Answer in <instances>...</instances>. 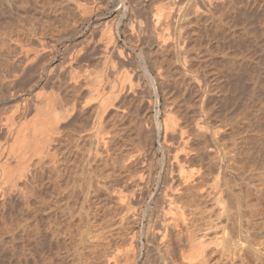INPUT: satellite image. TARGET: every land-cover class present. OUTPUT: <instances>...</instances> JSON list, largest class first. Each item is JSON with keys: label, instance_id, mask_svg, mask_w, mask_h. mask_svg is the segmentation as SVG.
<instances>
[{"label": "rangeland", "instance_id": "374dc122", "mask_svg": "<svg viewBox=\"0 0 264 264\" xmlns=\"http://www.w3.org/2000/svg\"><path fill=\"white\" fill-rule=\"evenodd\" d=\"M215 1L0 0V32L3 33L5 25L4 28L13 29L11 32L8 28L13 38L17 35L12 44L6 39L11 47L7 43L4 49L0 46V75L1 78L7 76L5 70L7 73L11 70V75L16 68L15 88L24 90L23 96L30 94L27 108L30 107L24 117L18 116L19 113L13 115L16 124L21 118L32 119V107L41 102L40 97L30 92L33 82L38 81L41 92L46 94L54 90L66 96L73 94L66 76H60L61 82L56 78L65 44L68 50L84 49L83 60L80 58L81 61L73 63L79 72L92 68L95 74L103 67L100 43L106 26L129 57L125 61L126 72L139 75L133 80L134 86L138 85L136 90L126 84L125 112L120 126L123 127V144L118 134V110L113 107L115 109L111 108L105 118V127L111 135L108 152L92 150L99 158L93 154L91 160V163L96 162L91 167V197L83 196L78 190L74 192L75 197H81L74 199V204L71 199L74 194L66 195L68 200L60 196V190H71L74 177L80 175L77 166L80 163L73 152L57 162L53 167L56 172L48 173L49 165L39 167L40 170L37 166L35 170L39 173L35 171L37 175H34L38 178H22L16 188H9L7 183L1 188L3 184H0V264H157L154 246L146 240L145 232L150 227L160 226L159 221H171V214L164 213L168 209V198L174 199L173 210L176 211V206L182 208L178 209L183 212L190 235L197 240L202 237L204 241V254L198 259L203 262L196 260L192 264H264V259L259 260L263 257L258 256L264 254V0ZM160 5L170 12L168 19L157 16L156 9ZM153 20L156 23L153 28L161 34L150 49L148 46L147 50H142L139 43L152 33L149 27ZM42 26L46 35L40 30ZM8 31L4 33L10 34ZM33 33L40 35L33 37ZM17 37L26 39V45L34 49H40L36 45L44 39L49 52L42 50L37 62L25 66L17 49L20 47L14 42L19 40ZM110 53V57L116 55L114 51ZM52 60L57 66L53 69L55 73L49 75L42 65ZM106 67V72L109 68L112 70L107 73L108 78L113 79L115 71ZM39 88L36 91H40ZM2 107L0 154L6 159L3 146L10 144L11 136L5 132L8 126L5 116L12 114V106L10 103ZM89 110L87 113L78 107L82 117L78 115L75 123L89 122L92 109L91 113ZM167 118L170 122L164 126ZM14 159L9 156L7 163L15 166ZM55 176L61 186L58 191L54 187L57 185H53L58 184L57 180L54 182ZM183 176L188 181H184ZM68 186L70 189L66 190ZM116 187L124 190L126 202L123 204L112 193V188ZM54 196L62 204L55 203ZM63 200L67 206L63 205ZM54 205L64 210L61 211L64 214ZM168 224L172 234L167 238L174 240L177 230L172 223ZM133 228L136 236L131 248ZM181 259L175 249L170 264H184Z\"/></svg>", "mask_w": 264, "mask_h": 264}, {"label": "bare ground", "instance_id": "6f19581e", "mask_svg": "<svg viewBox=\"0 0 264 264\" xmlns=\"http://www.w3.org/2000/svg\"><path fill=\"white\" fill-rule=\"evenodd\" d=\"M138 1V0H137ZM140 1V0H139ZM206 1V0H205ZM211 0H208V3L210 2ZM221 1V0H220ZM219 1V2H220ZM135 2V1H134ZM214 2H216L214 0ZM23 3V2H22ZM26 3V2H25ZM213 3V2H212ZM210 3V4H212ZM219 4V3H218ZM217 4V5H218ZM222 4V3H221ZM224 4V3H223ZM133 5V4H132ZM135 5V4H134ZM23 6V5H22ZM138 6V5H137ZM136 6V7H137ZM143 6V5H142ZM216 6V5H215ZM141 7V6H140ZM220 7V6H219ZM218 7V8H219ZM221 8V7H220ZM219 8V9H220ZM215 9V8H214ZM157 16H159L160 18H164V19H168V17H170V12L165 8L164 5H160L157 7ZM213 10V9H212ZM216 11V10H215ZM208 12V11H207ZM213 13V12H212ZM221 13V12H220ZM218 14V13H217ZM222 15V14H221ZM27 16V15H25ZM217 16V15H216ZM207 17V16H206ZM214 17V16H213ZM212 17V18H213ZM158 18V17H157ZM219 18V17H218ZM31 19V18H30ZM211 19V18H210ZM214 19V18H213ZM223 19V18H222ZM29 20V18H28ZM38 20V19H37ZM33 21V20H32ZM35 21V20H34ZM42 21V19H41ZM49 21V20H47ZM212 21V19H211ZM219 21V19H218ZM217 21V22H218ZM221 21V20H220ZM7 22V21H6ZM9 23V22H8ZM35 23V22H34ZM47 23V22H46ZM63 23V22H62ZM105 23V22H104ZM107 23V22H106ZM10 24V23H9ZM37 24V23H36ZM35 24V25H36ZM151 26L149 28H152L151 29V32L150 33V36H147V39L146 41H143L142 44L139 43V45L141 46L140 48L142 50H145L146 47L149 46L148 49H150V47L152 46V44H154V42H156L155 40L160 36L161 33H158L155 28L156 23H154V20L153 22H150ZM221 24V23H220ZM4 25V24H3ZM33 25V26H35ZM49 25V24H48ZM57 25V24H56ZM108 25V24H107ZM1 26V25H0ZM7 26V25H6ZM11 26V24H10ZM13 26V25H12ZM11 26V27H12ZM23 26V25H22ZM32 26V27H33ZM38 26V24H37ZM41 26V25H40ZM44 26V25H43ZM40 27V30L42 31ZM2 27V26H1ZM5 27V25H4ZM3 27V33L0 32V46H1V49L5 47L6 43H7V40L6 39H9L11 44L13 42L12 39L16 38V36H14V38L12 37L13 34H11L8 30L10 29L9 26L8 28H4ZM54 27V26H53ZM107 27V26H106ZM105 27V30L106 32L104 31V38L103 37H100V38H103V40H101V43L102 44V47H101V51L103 52L102 54L104 55V62L102 61V64L103 67L100 69V70H96L95 74H94V70L92 71L91 69H88L85 68V70H83V72H79L78 70H76V66L74 67L73 66V63H77L78 60H80L81 56H83L82 54V51L84 49L82 48H78L77 50H68L67 48H69V46L67 47V44H63L64 47L62 50V53H61V58H62V63L60 64V67L58 69L59 70V73L57 72V79L59 82L62 81V78H60V76H66L67 78V81H69L71 83V88L72 90V93L71 95L69 96H66L64 92H60V90H58L59 92L55 91H51L49 94H46L45 92H41V89L39 88L40 86V83L38 81H35L33 82V84L31 85V91L30 92H34V95L40 97L41 99V102H39V104H36L34 106V108L32 107V109L34 110V115L31 117L32 119H29V121L25 120L24 121L23 119L24 118H21L22 120H17L18 123L16 124L15 122V119L13 118V115L15 113H19L18 116H22L24 117L25 113L27 112L26 110L30 107L27 108V104L28 102L30 101L29 100V93L27 96H23V92L24 90H19L17 89V87L15 88V85H14V80L16 81V77H18V72L17 70H14L16 68H14L12 70V73L11 75L9 73H7L5 71L6 74H8L7 76H4L1 78V75H0V108L2 106H5L6 104H10L11 103V106H12V114L10 115H6L5 117L6 118V123H8V126L6 127L7 131L6 132V135L7 136H11V142L10 144L8 143V146L5 147V145L3 146L6 151L4 150V148L2 147L1 149L3 151H5L4 155L6 157V159L4 157L1 156L0 154V158L2 157L3 158V161H2V158H1V161H0V181L1 183L0 184H3V187H0L1 188H4V184L7 183V185L13 186V188H16L17 187V182L18 180L22 179L23 180L25 178H28V176H30L28 179L32 178L35 173V169L39 167H43V168H46L45 166H51L52 168L54 167L55 168V165H57V162L66 157V154L68 153H75V159L76 161H78L77 163L79 165L78 168H79V176L76 178L74 177V183L71 187V190H68L67 192H64L63 188L62 190H60L59 193H61L60 198L64 199V198H67L65 197L66 195H69L71 196L72 194H74V192H77L78 193V190L81 192V194L83 193L84 195L83 196H90L91 191H90V184H92L91 180H92V163H91V160H92V156L94 158V155L96 157H98L96 155V153H93L92 154V150H94L93 152H98V149L103 150L106 152H108V149H109V144H110V139H111V135H110V132L109 130L106 129L105 127V118H106V115L108 116V111L115 107L117 110H118V121H119V127L122 125V121L124 119V112H125V109H124V98L126 97L125 95V91L127 89V86L126 84L128 85V87L130 89L133 90V88L135 87L134 83H133V80H134V77L135 78H138V76H135L132 74H129L126 72L125 70V61H128L126 60V57H128L125 53V51L123 50V48L120 46H118V42H117V39L116 37L113 35V33L111 32L110 29L106 28ZM222 27V26H220ZM58 28V27H57ZM63 28V26H62ZM66 28V27H65ZM74 28V27H73ZM110 28V27H109ZM31 29V28H30ZM47 30V27L45 28ZM64 29V28H63ZM4 30H7L10 34L8 33H4ZM37 27H36V30H34L33 32L37 31ZM57 30H60V29H57ZM70 30V29H69ZM73 30V29H72ZM0 31H1V28H0ZM10 31L12 32L13 29H10ZM32 31V30H31ZM40 31V32H41ZM45 31V30H44ZM61 31V30H60ZM71 31V30H70ZM102 31H103V28H102ZM101 31V32H102ZM15 32V30H14ZM29 32V31H27ZM39 32V33H40ZM43 32V31H42ZM41 32V33H42ZM56 32V31H55ZM53 32V33H55ZM58 32V31H57ZM36 33V32H35ZM40 33V34H41ZM47 33V32H46ZM49 33V32H48ZM149 33V32H148ZM31 34V33H30ZM34 34V33H33ZM39 34V35H40ZM44 35H46L44 32H43ZM59 34V33H58ZM63 34V32H62ZM70 34V33H69ZM72 34V32H71ZM145 34V33H144ZM147 34V33H146ZM24 35V33H23ZM22 35V37H24ZM35 35V34H34ZM39 35H35L33 37H36V36H39ZM53 35V34H52ZM149 35V34H147ZM20 36V35H19ZM25 36L26 33H25ZM29 36V35H28ZM58 36V35H56ZM60 36V34H59ZM63 36V35H62ZM65 36V35H64ZM101 36V34H100ZM44 36L42 35V38ZM48 37V36H47ZM54 37V36H53ZM67 37V36H66ZM142 37V36H141ZM19 39V37H17ZM27 38V37H25ZM60 38V37H59ZM62 38V37H61ZM65 38V37H64ZM92 38V37H91ZM162 38V37H161ZM75 39V38H74ZM6 40V42H5ZM12 40V41H11ZM28 40V39H27ZM44 40V39H43ZM42 39H40L38 42L40 45H37L36 46H39L41 47L40 49H35L33 48L34 46L31 47L30 46H27L26 44V39L24 40H15L14 42L16 43V45H18L20 47L17 48L18 50H20L19 54H22V55H19V56H22L23 57V61H24V65H29V64H32V63H35L37 62L38 58L40 57V52L42 50H47L48 51V46L46 47L45 45V42L43 41ZM46 40V39H45ZM52 40V39H51ZM57 40V39H56ZM81 40V39H80ZM99 40V41H100ZM145 40V39H144ZM22 41H25V44L22 42ZM32 41V40H31ZM35 41V40H34ZM92 41V39H91ZM142 41V40H141ZM163 41V40H162ZM29 42V40L27 41ZM48 42V41H47ZM50 42V41H49ZM53 42V41H52ZM58 42V41H57ZM76 42V41H75ZM158 42V41H157ZM9 43V42H8ZM7 43V44H8ZM30 43V42H29ZM99 43V42H98ZM179 43V42H178ZM10 44V45H11ZM33 44V43H32ZM36 44V42H35ZM34 44V45H35ZM52 44V43H51ZM72 44V43H71ZM88 44V42H87ZM85 44V45H87ZM94 44V43H93ZM133 44V43H132ZM15 45V44H14ZM12 45V46H14ZM49 45V44H47ZM62 45V44H61ZM70 45V44H69ZM80 45V44H79ZM82 45V44H81ZM179 45V44H178ZM9 46V44H8ZM51 46V45H50ZM49 46V47H50ZM88 46V45H87ZM96 46V45H95ZM98 46V45H97ZM135 46V45H134ZM11 47V46H9ZM15 47V46H14ZM12 47V48H14ZM52 47V46H51ZM54 47V46H53ZM72 47V46H71ZM70 47V48H71ZM80 47H83V46H80ZM136 47V46H135ZM157 47V46H156ZM84 48V47H83ZM160 48V46H159ZM0 49V50H1ZM8 49V48H7ZM11 49V48H10ZM8 49V51L10 50ZM53 49V48H52ZM82 49V50H81ZM113 49V50H111ZM158 49V48H157ZM162 49V48H161ZM13 50V49H12ZM16 50V49H15ZM51 50V49H50ZM54 50V49H53ZM95 50V49H94ZM147 50V49H146ZM4 51V50H2ZM14 51V50H13ZM87 51V50H86ZM115 52L114 53V57L112 55V57H110L108 54L110 52ZM12 52V51H11ZM18 52V51H17ZM46 52V51H45ZM44 52V53H45ZM49 52V51H48ZM59 52V51H58ZM97 52V51H96ZM153 52V51H152ZM47 53V52H46ZM86 52H84L85 54ZM129 53V52H128ZM127 53V54H128ZM147 52H145L146 54ZM3 54V53H1ZM5 54V53H4ZM7 54H10V52H8ZM12 54V53H11ZM15 54V53H14ZM17 54V53H16ZM43 54V53H42ZM41 54V56H43ZM89 54V53H88ZM99 54H101L99 52ZM98 54V55H99ZM110 54H113V53H110ZM150 54V52H149ZM46 55H50V54H46ZM44 55V56H46ZM86 55V54H85ZM84 55V56H85ZM90 55V54H89ZM87 55V56H89ZM131 55V54H130ZM15 56V55H14ZM18 56V55H17ZM8 57V56H7ZM12 57V56H11ZM10 57V58H11ZM48 57V56H47ZM101 57V55H100ZM19 58V57H18ZM42 58V57H41ZM99 58V57H98ZM111 58V59H110ZM114 60H113V59ZM116 58V59H115ZM129 58V57H128ZM159 58V57H158ZM9 58H6L5 60H7ZM22 59V58H20ZM47 59V58H46ZM49 59V58H48ZM55 59V58H54ZM57 59V58H56ZM82 59V58H81ZM89 59V58H88ZM87 59V60H88ZM91 59V58H90ZM100 59V58H99ZM102 59V60H103ZM162 59V58H160ZM178 59V58H177ZM14 60V58H13ZM17 60V59H16ZM40 60V59H39ZM83 60V59H82ZM133 60V59H132ZM148 60V59H147ZM156 60V59H155ZM181 60V59H180ZM10 61V60H9ZM18 61V60H17ZM15 61V62H17ZM45 61V59H44ZM47 61V60H46ZM81 61V60H80ZM90 61V60H89ZM101 61V60H99ZM183 61V60H182ZM187 61V60H186ZM5 62V61H4ZM3 62V63H4ZM8 62V61H7ZM6 62V63H7ZM13 61H11L12 63ZM55 60H52L51 62H49L48 64H44L42 65L43 68H45V72H47L46 74H52L55 70L54 69V64ZM84 62V61H83ZM95 62V61H94ZM136 62V61H135ZM159 62V61H158ZM163 62V61H162ZM188 62V61H187ZM47 63V62H46ZM57 63V62H56ZM155 63V62H154ZM164 63V62H163ZM15 64V63H14ZM13 64V65H14ZM19 64V63H18ZM38 64V63H37ZM58 64V63H57ZM89 64V63H88ZM95 64V63H94ZM109 67H111V69H113L115 71V76L113 79H110L108 78V75L107 73L111 72L112 70L106 72L107 70V65ZM162 64V63H161ZM160 64V65H161ZM2 65V64H1ZM6 65V64H4ZM8 65V63H7ZM23 65V64H22ZM21 65V66H22ZM36 65V64H35ZM39 65H41L39 63ZM59 65V64H58ZM16 66V65H15ZM18 66V65H17ZM16 66V67H17ZM19 66V67H21ZM57 66V65H56ZM55 66V67H56ZM84 66V65H83ZM88 66V65H87ZM100 66V65H99ZM127 66V65H126ZM141 66V65H140ZM4 67V66H3ZM7 67V66H6ZM24 67V66H23ZM90 67V66H88ZM95 67V66H94ZM97 67V66H96ZM5 68V67H4ZM12 68V67H11ZM18 68V67H17ZM25 69L28 68V67H24ZM41 68V66H40ZM163 68V67H162ZM186 68V67H185ZM189 68V67H188ZM9 69V68H8ZM20 69V72H21V68ZM24 69V70H25ZM56 69V68H55ZM136 69V68H135ZM23 70V69H22ZM44 70V69H43ZM91 70V71H89ZM137 70V69H136ZM135 70V72H136ZM157 70V69H156ZM161 70V69H160ZM184 70V69H183ZM26 71V70H25ZM40 71V69H39ZM38 71V72H39ZM113 71V72H114ZM133 71V69L131 70V72ZM186 71V70H185ZM184 71V72H185ZM190 71V69H189ZM1 72V73H3ZM37 72V73H38ZM188 72V71H187ZM55 73V72H54ZM137 73V72H136ZM21 74V73H19ZM45 74V73H44ZM131 76H129V75ZM22 75V74H21ZM93 75H95L93 77ZM55 76V75H54ZM191 76V74H190ZM193 76V75H192ZM191 76V77H192ZM196 76V75H195ZM41 77V76H40ZM39 77V78H40ZM44 77V76H43ZM48 77V76H47ZM52 77V76H51ZM50 77V78H51ZM113 77V75H112ZM197 77V76H196ZM20 78V77H19ZM49 78V77H48ZM53 78V77H52ZM153 78V77H152ZM195 78V77H194ZM46 79V77H45ZM197 79V78H196ZM55 80V79H54ZM53 80V81H54ZM66 80V79H65ZM139 80V79H137ZM45 81V80H44ZM44 81L42 83H44ZM199 81V80H196V82ZM30 82V81H29ZM106 84H105V83ZM135 83L139 84L138 81L136 82V79L134 81ZM68 83V82H67ZM104 83V85H103ZM198 83V82H197ZM45 84V83H44ZM47 84V83H46ZM60 84V83H59ZM65 84V83H64ZM26 85V84H25ZM29 85V86H30ZM153 85V84H152ZM63 86V84H62ZM138 86V85H137ZM137 86L134 88V90L137 89ZM140 86V84H139ZM19 87V86H18ZM26 87V86H25ZM141 87V86H140ZM28 88V87H26ZM30 88V87H29ZM40 89V91H36L37 89ZM69 88V87H67ZM128 88V89H129ZM25 89V88H24ZM57 89V88H56ZM30 90V89H29ZM52 90V88H51ZM66 90V89H65ZM131 90V91H132ZM133 90V91H134ZM42 91H43V88H42ZM142 91V90H140ZM49 92V91H47ZM57 92V93H56ZM66 92V91H65ZM64 93V94H62ZM129 93V92H128ZM134 93V92H133ZM32 95V94H31ZM36 96V97H37ZM32 98V97H31ZM136 100V99H135ZM139 99H137L138 101ZM32 102V101H31ZM34 105V104H33ZM138 105V104H137ZM80 107V109L82 111H87L88 113V110L90 111L89 113H91V109H92V113H91V118L89 119V122L81 125V124H77L75 123L78 118V115L79 117H82L80 116V114H78L79 111H77V108ZM113 108V109H115ZM138 108V107H137ZM3 109V107H2ZM10 109V108H9ZM10 111V110H9ZM81 111V112H82ZM6 112V111H5ZM117 112V111H116ZM1 113V111H0ZM22 114V115H21ZM166 117H169L166 116ZM166 119V118H165ZM168 121H166L164 123V126H167V122H170L169 121V118H167ZM174 119V118H173ZM172 120V119H171ZM107 121V120H106ZM163 121V122H164ZM172 122V121H171ZM174 122V121H173ZM172 122V123H173ZM80 123V122H79ZM139 123V122H138ZM174 125H176L175 123H173ZM7 125V124H6ZM115 125V124H114ZM14 126V128H13ZM137 126V125H136ZM139 126V125H138ZM137 126V127H138ZM170 126H172L170 124ZM169 126V127H170ZM70 128V129H68ZM116 128V127H115ZM75 135L71 136L72 134ZM73 132V133H72ZM119 139L121 141V144H123V137H124V134H123V127H120L119 128ZM139 133V132H138ZM138 136V135H137ZM118 138V137H117ZM138 138V137H137ZM138 140V139H137ZM136 140V141H137ZM87 146V147H86ZM121 146V145H120ZM137 146V145H136ZM75 147V148H73ZM86 147V148H85ZM138 147V146H137ZM110 151V150H109ZM2 152V151H0ZM3 154V153H2ZM7 154V155H6ZM92 154V155H91ZM120 154V153H119ZM11 158L14 159L15 157V166H12L9 164V162L7 163V158L9 156ZM176 156V155H175ZM95 157V158H96ZM101 157V156H100ZM68 160H69V157L67 156ZM99 158V157H98ZM174 158V157H173ZM176 158V157H175ZM177 159V158H176ZM65 160V159H63ZM9 161V160H8ZM66 161V160H65ZM10 162H11V159H10ZM62 162V161H61ZM98 162V161H97ZM138 162V161H137ZM96 163V162H95ZM8 164L11 166V169H10V166L8 167ZM67 164V163H66ZM14 167V168H13ZM50 167V168H51ZM57 167V166H56ZM95 167V166H94ZM125 167V166H124ZM181 168V165L179 166ZM37 168V169H38ZM42 168V170H44ZM49 167H47V169H45L44 172H46V170H48ZM49 168V172L48 173H51V171H55L56 170H52ZM68 168V167H67ZM98 168V167H97ZM41 168H39L38 170H40ZM179 169V168H178ZM184 168H181V171H183ZM41 170V171H42ZM170 170V169H169ZM40 171V172H41ZM77 171V170H76ZM94 171V170H93ZM98 171V170H97ZM100 171V170H99ZM179 171V170H178ZM75 172V170H74ZM171 172V170H170ZM185 172V171H184ZM36 173H39V171H36ZM35 173V174H36ZM43 173V171L41 172ZM58 173V172H57ZM78 173V171H77ZM54 174V173H52ZM76 173H74V176ZM139 174V173H138ZM142 174V173H141ZM180 174V173H179ZM37 175V174H36ZM40 175V174H39ZM43 175V174H41ZM49 175V174H48ZM47 175V176H48ZM82 175V176H81ZM53 176V175H52ZM51 176V177H52ZM58 176V175H57ZM61 174L58 176L60 177ZM64 176V175H63ZM189 176V175H188ZM38 178V176H35ZM34 177V178H35ZM50 177V176H49ZM93 177H95L93 175ZM33 178V180H34ZM37 178H35L37 180ZM40 178V176H39ZM54 178V177H53ZM51 178V179H53ZM139 178V177H138ZM184 178V181H186L187 179H185V177L183 176ZM60 179V178H59ZM189 179V178H188ZM39 180V179H38ZM56 182H58V184H54L53 185H57V186H54V187H57L55 190L58 191V188L59 187V181L58 179L56 178L55 176V179H54ZM94 180V179H93ZM97 180V179H96ZM183 180V179H182ZM31 181V180H29ZM35 181V180H34ZM53 181V180H52ZM188 181V180H187ZM97 182V181H96ZM66 185H67V181L65 182ZM184 183V182H183ZM19 184V183H18ZM70 183H68L69 185ZM51 185V184H50ZM65 185V186H66ZM70 185V186H71ZM97 185V184H96ZM16 186V187H15ZM7 187V186H5ZM63 187V186H62ZM95 187V186H94ZM117 188V187H116ZM61 189V188H60ZM67 189H70L69 186L66 188ZM113 189V192L115 194V196L117 197V199L119 200L120 204L122 202L125 203L126 199H125V194H123L124 190L123 189H115V188H112ZM123 190V191H122ZM165 190V188H164ZM166 191V190H165ZM164 191V192H165ZM55 193H58V192H55ZM76 194H74V198H71L75 204V200L76 198L78 197H81L78 195V197H75ZM113 194V195H114ZM127 194V193H126ZM166 195V194H165ZM55 196H58V194H56ZM54 196V197H55ZM53 197V199H54ZM91 197V196H90ZM127 197V196H126ZM164 197V196H163ZM166 197V196H165ZM173 197V196H172ZM59 198V199H60ZM51 199V198H50ZM55 199L57 200H54L55 203L58 201V198L55 197ZM61 199V200H62ZM69 198H67L68 200ZM75 199V200H74ZM85 199V198H84ZM167 199V198H166ZM52 200V199H51ZM50 200V201H51ZM65 200V199H64ZM62 201L65 203V201ZM71 200V201H72ZM87 200V199H86ZM174 200V199H173ZM172 198H168V209L167 211L163 209L164 213H170L171 214V221H168L170 223H172V225L176 228L177 230V234H176V238L173 239H170V238H167L168 236H171L169 234H172L171 232V228L168 224V222H166V220L164 221H159V224L160 226H157L156 228L154 227H150L145 233H146V240H148L150 242V244L152 243L153 246H154V253H155V258H156V263L157 264H170L172 263L171 261L172 260V256L174 255V252H175V249H178L179 251V254H180V257L183 259H181L182 261H184V264H192L194 261L197 262L196 260L199 259V257L202 256V253L204 252L203 249H205V245L203 244L202 242V237L197 240V238L195 239V237H192V235H190V231H188L189 228L186 227L185 225V217L184 215L182 214L183 212H181L178 208L182 209L181 207H178L176 206V211H175V208L173 210V207H175V203L173 204L172 203ZM49 201V200H47ZM60 201V200H59ZM57 202V203H61V202ZM79 201V200H77ZM125 201V202H124ZM52 202V201H51ZM68 202V201H67ZM139 202V201H138ZM53 203V202H52ZM70 203V202H69ZM72 203V202H71ZM166 203V202H165ZM48 205H51V203H47ZM62 204V203H61ZM73 204V203H72ZM56 205V204H55ZM54 205V206H55ZM58 205V204H57ZM64 206H67L66 203L63 204ZM125 205V204H124ZM63 206V207H64ZM70 206H73V205H70ZM70 206H68L69 208H71ZM56 209H58L57 211L60 210L64 212V210H61L59 208V206H55ZM54 208L53 211H55L56 209ZM162 207V206H161ZM166 207V206H165ZM48 208V206H47ZM51 208V206L49 207ZM62 208V207H61ZM84 208V207H83ZM72 210V209H71ZM159 210V209H158ZM49 211V210H48ZM50 211H52L50 209ZM49 211V212H50ZM70 210H68L69 212ZM162 211V210H161ZM61 212V213H63ZM48 213V212H47ZM51 213V212H50ZM48 213V216L49 214ZM55 213V212H53ZM163 213V212H162ZM59 214V213H58ZM64 214V213H63ZM165 214V215H166ZM45 215V214H44ZM56 216V214H54ZM60 215V214H59ZM162 215V214H161ZM52 216V215H51ZM56 218V217H55ZM165 219V218H164ZM57 220V219H55ZM190 230V229H189ZM246 233V232H245ZM136 236V231L134 230V228L131 230L130 232V242H129V245L131 248H134V237ZM246 236V234H245ZM244 236V237H245ZM248 236V235H247ZM239 238V237H238ZM249 238V237H248ZM241 240V239H240ZM236 241V240H235ZM242 241V240H241ZM187 242L189 247L187 250H185V243ZM185 244V245H184ZM236 244V243H235ZM238 244V243H237ZM187 245V246H188ZM204 245V246H203ZM239 245V244H238ZM240 246V245H239ZM176 247V248H175ZM242 247V246H241ZM248 247V246H246ZM250 247V246H249ZM153 248V247H152ZM252 248V247H251ZM250 248V249H251ZM256 248V247H255ZM249 249V250H250ZM253 250V249H251ZM256 250H260V249H256ZM254 251V250H253ZM261 251V250H260ZM134 252V250H133ZM257 252V251H256ZM255 252V253H256ZM259 253V252H258ZM137 254V253H136ZM204 254V253H203ZM134 255V253H133ZM132 255V257H133ZM260 255V256H259ZM259 258L260 257H263V258H260L259 260L261 261V259H264V254H261L259 253L258 254ZM257 256V257H258ZM204 257V256H203ZM202 259V258H201ZM199 261V260H198ZM264 261V260H263ZM199 262H203V261H199ZM263 263V262H262Z\"/></svg>", "mask_w": 264, "mask_h": 264}]
</instances>
